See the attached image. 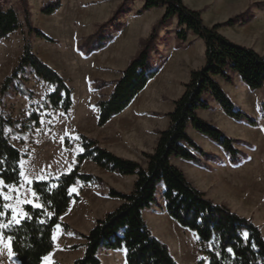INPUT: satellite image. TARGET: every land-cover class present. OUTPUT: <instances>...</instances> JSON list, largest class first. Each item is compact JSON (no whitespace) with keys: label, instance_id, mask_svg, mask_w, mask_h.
<instances>
[{"label":"trees","instance_id":"obj_1","mask_svg":"<svg viewBox=\"0 0 264 264\" xmlns=\"http://www.w3.org/2000/svg\"><path fill=\"white\" fill-rule=\"evenodd\" d=\"M20 1L24 8L29 35L34 34L49 43H57L45 32L33 27L28 0ZM132 2L133 0H123L112 18L85 40L79 52L90 56L105 49L107 43L102 36V30L112 21L124 16ZM144 2L137 16L161 7L165 8V13L153 26L150 35L141 41L140 50L122 72L121 78L115 82L111 95L97 103L98 126H106L110 120L128 109L157 75L158 69H149L151 55L157 47L161 28L173 18L178 19L176 37L179 40L187 41L189 35L193 34L205 42L206 64L202 69L191 73L184 94L175 102V109L169 114V128L159 133L155 151L143 153V157L148 161L146 168L136 161L119 157L102 148L94 139L79 135L83 152L78 156L75 168L59 178L33 182L32 188L42 208L26 205V217L18 224H12L11 212L6 208V202L0 193V231L5 238L11 240L13 252L20 264H42L55 248L56 225H62L65 230L70 229L67 224L60 222L72 199L79 200V197L72 195L70 189L79 183L103 184L101 178L81 172V165L86 160L111 173L121 176L134 175L137 181L134 190L129 194L116 189L109 191V197L121 199L123 204L115 211L107 213L104 219L97 221L89 234L81 235L86 240L85 254L73 264H103L99 258L102 249H125L126 264H179L169 246L154 235L143 216L145 210L157 203L156 195L160 183L165 186L166 212L182 228L197 235L202 247L201 253L208 259V264H264V235L260 228L251 219L238 215L227 205L216 204L207 198L205 193L194 187L185 174L171 163L172 157L202 163L196 153L216 160L199 148L190 137L187 131L190 124L197 132L222 147L230 157L233 167H238L247 160V155L236 148L239 143L237 140L227 137L220 129L202 120L197 112L210 108L205 97L211 95L229 117L246 121L253 128L260 127L258 120L234 104L215 78L220 76L232 82V77L228 75V72H231L238 74L251 90L264 88V55L230 41L219 31L222 26L234 27L250 23L254 19L253 9H263L264 2L253 3L245 12L210 28L204 24L202 11L190 9L184 0ZM61 7V0H56L44 4L40 12L44 16H51ZM21 28L22 21L16 10L12 7H0V41ZM95 41L99 44L96 45ZM31 76L53 87V91L46 98L47 110H62L66 114L71 111L73 90L56 70L33 51L28 39L25 41L23 56L18 66L1 85V105L12 90L23 97L33 99V92L25 87ZM101 87L97 86L98 89ZM262 109L264 110V104ZM39 119L36 113L30 118L36 126H39ZM18 123L0 113V179L9 186L19 185L22 181L20 164L24 155L11 142L7 132ZM23 127L31 129L30 125ZM209 244L212 248L206 247ZM77 248L73 246L70 249ZM229 248L232 249L231 252L227 251ZM203 263L204 260L200 262Z\"/></svg>","mask_w":264,"mask_h":264},{"label":"crops","instance_id":"obj_2","mask_svg":"<svg viewBox=\"0 0 264 264\" xmlns=\"http://www.w3.org/2000/svg\"><path fill=\"white\" fill-rule=\"evenodd\" d=\"M218 1L224 5L227 4L225 3L226 0ZM184 2L190 9L203 12L204 24L209 28L215 24L227 22L229 18L243 12L250 5L248 1L243 5L237 1H229L228 7L230 11L227 12V15L214 21L212 24H207L204 12L210 6L209 1L199 0L198 2H194L193 0H184ZM144 3V0L134 1L129 9L130 13L125 18V20L131 22L140 21L141 28L131 36L130 44L124 47L122 55L119 58L113 59V69H110L113 74H89L85 75L81 81L77 80L76 77L75 82L77 87L79 85V89L81 85L82 87L85 85V79L88 80L86 83H90V87L93 88L92 83L94 82L91 81L92 79L102 78L105 81H116L121 78V72L127 68L130 61L140 50L141 41L150 35L153 26L165 13V8L161 7L152 9L140 17H135L134 14L142 10ZM118 4L119 2L110 9L109 14L113 13ZM211 6H213V3ZM260 15L258 14L256 20L252 23L246 25L240 24L234 27L223 26L219 31L224 37L236 44L256 49L255 45L262 40L260 38L263 37L264 39V27L261 23L262 21H260L263 18ZM177 29V18H173L165 27L161 28L157 47L151 59L152 65L155 67L150 69L151 71L158 69V73L121 115L114 117L103 128H94L90 122L82 118L79 122H76V126L67 125L63 131L60 130V135H58V137L60 136V143L55 146L58 151L53 153L55 158L50 170L42 173L39 177H33L32 181L29 182V186L26 184V191L20 189L16 190L18 191L17 194L12 192L15 191L16 187L22 188L24 185L23 178L19 185L10 186L0 179V193L6 202V208L11 212L10 223L18 224L12 219L15 204L17 208L15 215L19 222L26 217L24 210L26 205L30 204L34 207L40 205V207L36 208H42V204L32 188L34 181L46 180L50 179V177L59 178L75 168L77 158L83 152L81 145L77 144V147L68 153L64 150L66 138L73 136L74 131H80L85 135L102 140L105 131H109L111 125L117 123L121 131L119 136L127 145L124 152L116 155L136 161L144 168L148 166V161L142 156V152L153 153L155 151L159 133L169 128V114L174 111L175 102L184 94L185 85L189 83L191 73L202 69L206 64L205 42L193 34L189 35L187 41H181L176 37ZM119 35H122V33ZM110 45L106 48L108 52L111 51ZM228 75L232 77V82H228L220 76L215 79L240 110L259 121L260 127L253 128L246 121H237L229 117L211 95L205 97V101L210 104V108L198 110L197 113L202 120L220 129L227 137L237 140L239 143L236 144V148L247 155V160L240 166L233 167L230 164V157L222 147L197 132L190 124L187 130L190 137L199 148L216 160L207 159L200 153H196L202 163L178 157H172L171 163L185 174L194 187L205 193L207 198L216 204L227 205L233 208L234 212H236L235 210L239 212L241 210L249 217L257 214L263 217L264 149H259L256 146L254 135L257 132L262 133L264 141V131L261 130L264 123V110L262 109V105L264 104V88L251 90L243 83L238 74L228 72ZM66 82L70 85L75 97L70 80L68 79ZM97 93L99 94V91ZM80 94L83 95V91ZM99 99L100 96H97L95 103ZM93 112L97 121L99 109L95 107L93 108ZM126 128L132 129L133 134L129 138L126 133H123ZM53 133L58 132L47 133L48 137H45V139L47 141L50 140L49 137ZM49 147L50 149L55 148L53 143L49 144ZM24 159L25 157L22 160ZM20 166L22 171L24 161H21ZM81 171L100 177L105 183L103 186L96 184L82 185V190L73 192L72 195L79 196L80 200L72 199L67 213L61 217L60 222L70 225L74 232L87 235L96 225L97 221L104 219L107 213L115 211L123 204L121 199L108 196L110 189L114 188L122 193L129 194L134 190L137 177L134 175L121 176L117 173L108 172L88 160L82 163ZM164 192V183H160L156 195L157 203L152 208L144 211V219L150 228L153 224L155 228H163L164 230H181L166 212ZM10 194H14L11 199L9 198ZM5 197H8V199H5ZM239 212L236 213L239 214ZM57 230V235L60 238L58 240L56 236L55 244L66 257L65 264H73L77 259L84 256L86 240L82 237L76 238L74 233H67L61 225ZM1 235L0 264H20L13 252L11 240L5 238L2 232ZM70 239L72 240L71 243ZM65 245L68 247L79 245L80 247L76 250H68ZM53 252L44 259L42 264H56L58 262L64 264L63 259L59 261L54 259L50 263L47 262L53 257ZM126 255L127 251L125 249L117 251L102 249L99 252V258L103 264H126ZM203 259V264L209 263L208 259L204 256Z\"/></svg>","mask_w":264,"mask_h":264},{"label":"rangeland","instance_id":"obj_3","mask_svg":"<svg viewBox=\"0 0 264 264\" xmlns=\"http://www.w3.org/2000/svg\"><path fill=\"white\" fill-rule=\"evenodd\" d=\"M53 1L56 0H28V4L31 11V23L33 27L42 30L50 38L57 41V43H49L45 40L37 38L34 34L29 35L28 28L25 23L24 8L20 0H0V7L6 9L11 7L14 8L22 21V28L20 30L13 33L8 38L0 41V88L4 80L9 77L18 66L20 59L23 56L25 41L28 39L33 46V51L46 64L56 70L66 79V81H68V79L70 80L75 93V97L73 94L74 105L69 113L66 114L62 110H47L45 105L46 98L48 94L53 91V87L46 83L39 82L31 76L30 81L25 84V87L27 90L33 92V99L23 97L12 90L11 93L4 98L2 105L0 100V113L7 119L19 122L13 129L9 128L7 132L10 136L11 142L21 150L25 157V159L22 160L24 161V167L22 169V172L24 173V175H22L24 185L22 188L16 187L15 191H12L14 194L18 193L16 190L21 189L26 191V184L29 186V182L32 181L33 177H39L42 173L50 170L55 158L53 153L58 151L55 146L60 143V136L58 137L61 132L60 130L63 131L67 125H73L72 127L76 126V122H79L82 118L90 122L94 128H103L98 126V119L96 121L93 108H97V103L101 99H107L111 95L117 80L105 81V79L102 78H97L95 80L92 79L91 81L94 83H92L93 88H91L90 83H86L88 80L85 79V85L83 87L81 85L79 89V85L78 87L76 85L75 78L77 77V80L81 81L85 75L89 74H113L110 70L113 69V59L119 58V56L122 55L124 47L130 44L131 36L141 28L140 21L131 22L125 20L126 16L130 13L129 9L132 5L131 4L128 6L124 16L112 21L111 24L102 30V36L106 39L105 43H107L106 48L111 44V51L108 52L105 48L102 51L94 52L90 56H86L84 53L79 52L80 46L89 36L97 32L101 25L105 24L112 18L113 14L122 4L123 0H61L62 7L53 15H42L40 12L42 6ZM134 1L136 0H133L132 3H134ZM193 1L198 2L199 0ZM206 1H209L210 5L204 12L207 24H212L214 21L227 15V12L230 11L228 7L229 1H237L241 5L248 1L250 2L248 8L253 3L264 2V0H226L225 3L227 4L224 5L218 0ZM118 2L119 4L117 8L112 14H109L110 9ZM212 3L213 6H211ZM253 11L254 19L250 23L256 20L258 14H261L260 16L263 19L260 21H262L261 23L264 27V8H254ZM239 14H236L233 17ZM134 16L139 17L137 16V13L134 14ZM121 33L122 35H119ZM260 39L262 40H260L259 43L257 42L255 45L256 49L254 50L261 55H264V39L263 37ZM95 44L98 45L99 42L95 41ZM153 53L154 51L152 52V55ZM152 63V60H150L149 69L155 67ZM98 85H101L102 87L98 89ZM82 91L83 95L80 94ZM97 91H99V94ZM97 96H100V99L97 103H95ZM34 113L38 114L40 117L39 126H36V124L30 120ZM24 125H30L31 129H25L23 127ZM261 130L264 131V123L262 124ZM53 131L58 133L51 134L49 137L50 140L47 141V139H45V137H48L47 133H52ZM120 132L121 131L117 123H113L111 128H109V131H105V135L102 137V140L85 135L80 131H74L73 136L66 138L64 150L68 153L72 151V149L74 150L75 147H77V144L81 145L79 135H84L88 138L96 140L102 148H105L114 154H120L125 151V146L127 145V143L120 138ZM123 133H126L128 138L133 134L132 129L130 128H126ZM254 138L255 143L257 144L256 146L259 149H264L262 133L257 132L256 135H254ZM51 139L53 140L52 142ZM66 141L68 143V147H66ZM52 143L55 148L50 149L49 144ZM143 153L144 152H142V156ZM104 183L105 182L103 180L102 185H96L103 186ZM82 185L87 184H77L71 189V193L82 190ZM14 194H10L9 198L11 199ZM230 209L234 211L233 208ZM13 210H15V212L17 211L16 204L14 205ZM235 211L239 212L237 210ZM238 215L251 219L254 224L260 228L264 235V216L261 217L257 214L249 217L241 210ZM176 224L179 228H181V230H164L163 228H155L153 224L151 226V230L158 239L169 246L173 257L179 264H200V262L204 259L203 254L201 253L202 247L199 243L197 235L194 232L182 228L177 222ZM68 226L70 229L66 230L67 233H74L76 238L82 237V234L74 232L73 228L70 225ZM56 228L54 230V237L56 238L57 236V239L59 240L60 236L57 235L58 228ZM0 240H2L1 232ZM71 242L72 240L70 239V243ZM75 246L78 248L80 247L79 245ZM206 247L212 248V245L209 244L206 245ZM66 248H68V250H73L68 246ZM53 251V259L51 258L47 262L50 263V261L54 259L58 261L63 259L65 264L66 257L56 244ZM56 264L62 263L58 262Z\"/></svg>","mask_w":264,"mask_h":264},{"label":"snow or ice","instance_id":"obj_4","mask_svg":"<svg viewBox=\"0 0 264 264\" xmlns=\"http://www.w3.org/2000/svg\"><path fill=\"white\" fill-rule=\"evenodd\" d=\"M20 175L22 176V175H24V173H23V172H21V173H20ZM69 191H71V189H70ZM5 199H8V197H5ZM36 207H40V205H36ZM13 211H14V214H13V217H12V219H13V221H15L16 223H19V221L16 219L15 210H13ZM3 227H8V225H3ZM56 227H57V228H59V227H60V225H59V224H57V225H56ZM244 235H245V237H247V234H246V233H245ZM54 238H55V237H54ZM227 251H228V252H231V251H232V249H231V248H229Z\"/></svg>","mask_w":264,"mask_h":264}]
</instances>
